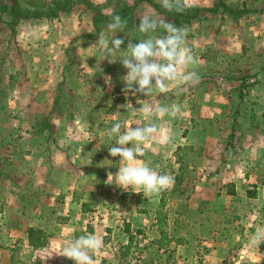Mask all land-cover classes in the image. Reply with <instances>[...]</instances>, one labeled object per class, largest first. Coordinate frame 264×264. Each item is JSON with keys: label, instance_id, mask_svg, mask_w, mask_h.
Wrapping results in <instances>:
<instances>
[{"label": "crops", "instance_id": "1", "mask_svg": "<svg viewBox=\"0 0 264 264\" xmlns=\"http://www.w3.org/2000/svg\"><path fill=\"white\" fill-rule=\"evenodd\" d=\"M224 5L229 6L228 3ZM241 5V9L229 7L232 11H238L236 16L230 10L220 7L217 9L223 13L226 25L232 22L237 26L242 22L245 25L244 33L238 34L236 38L240 41V46L241 41L244 40L246 45V40H249L252 45L249 46L248 54L264 56V0H250ZM215 6L212 3L208 7L216 8ZM217 14L213 12L210 16ZM3 20L10 21V17L4 15ZM0 29H7L9 32H5L8 36L6 42L4 39L0 40V51H3L6 44L10 43L12 33L3 23H0ZM188 34L191 37L187 39L196 38L199 42H204L203 47L198 49L199 52L210 48L212 42H218L215 55L212 58L204 56L202 59L208 64L217 63L223 60V55L229 50L238 49L228 45L229 41L226 40H230V36H216L215 32L197 35L190 29ZM215 37H219L218 41ZM243 54L244 51H241V55ZM15 59L16 62L5 56L0 57V71L14 72V75L9 74L8 79L23 76L24 80L20 83L25 84L24 90H17L13 94V88L17 84L0 79V89H4L0 90V163L3 162L9 170L15 169L9 176H5L4 182L10 186L5 192L4 200H28L29 194L33 193L38 201V213L31 214L37 217L21 233L23 247L34 254V262L37 264H73V261L61 256L63 241L93 233L103 240L104 245L95 257L98 264H139L143 256L136 257L133 251H140L139 248L142 247L149 248L159 238L156 212L161 198H165V191L145 196L142 189H136L135 192L129 189L125 191L128 192L126 194L122 192L121 197H137V201L144 200L141 201L142 206L130 208L124 203L115 208L96 207L99 192L107 197L111 191L109 188L108 192L107 188L115 182V178L108 183V174L111 172L115 175L119 167L123 166L120 158L111 157L105 145L106 155L101 150L96 152L95 146L88 141V127L77 128L75 120L68 121L67 125L71 128L63 131L57 127L58 121L62 119L55 116L52 120L47 119L50 126L41 128L45 118L53 110L56 98L47 91L36 93L30 90L40 80L26 79L24 73L34 68L35 63L29 59L23 63L19 62V57ZM203 66L206 67L204 64L200 65ZM208 68L201 72L211 74V71H207ZM231 68L226 72L232 74ZM241 72L239 80L219 78L216 82H205L201 87L203 91L200 94L199 109L202 108L206 117L210 116L208 114L214 118L223 115L238 122L230 131L231 135L227 133L228 139L218 136L217 131H207L208 128L203 127L189 132L182 130L179 134L173 133L172 128H164L158 134L164 137L160 144L156 138L143 145L146 153L158 150L166 152L167 149L176 151L178 147H187L183 144L198 145L203 150L198 163L201 177L196 186L197 209L192 213L197 223H192L191 227L197 234L194 238L203 239L198 242V246L202 244L200 252L203 256L198 255V258L187 261V264H264V243L258 246L249 244V238L256 227L264 226V64L259 67L258 63L252 70L244 68ZM259 72L261 73L258 74ZM248 75L254 77L247 78ZM139 116L138 120L141 119ZM142 118L147 116L143 115ZM79 120L85 123L88 117ZM76 132L82 134V139L76 138ZM176 136L181 143L174 142ZM149 157L146 154L141 159L149 165ZM175 164L179 167L176 161ZM29 176L40 182L34 188L35 192L28 189L32 188L29 184L18 195L10 190L11 185L17 183L19 178ZM155 195L156 199H153ZM60 202L64 203V207L52 206ZM47 207L48 213L42 211ZM9 210L3 213L0 210V215L10 219L16 211L11 207ZM28 210L25 213L21 210L25 218L30 216L27 214ZM168 211H164L167 215L163 229L167 232L168 241L164 243V247L159 248L165 253L177 244L172 240L171 232L180 226ZM219 216L228 224L227 227L218 223ZM229 216L236 221L234 225L233 221L227 219ZM29 228L43 233L44 246L33 249L28 245ZM11 234L9 233V238L12 237ZM187 240L189 239L183 241L182 245ZM9 241L13 242L12 239ZM153 261L149 259L147 263L152 264Z\"/></svg>", "mask_w": 264, "mask_h": 264}, {"label": "rangeland", "instance_id": "2", "mask_svg": "<svg viewBox=\"0 0 264 264\" xmlns=\"http://www.w3.org/2000/svg\"><path fill=\"white\" fill-rule=\"evenodd\" d=\"M51 1L20 0L19 5L22 9L34 10V5L37 3L41 5L42 9H49L51 7L49 5ZM249 1L181 0V4L188 9L200 8L202 6L199 16L196 19L197 21L187 29L193 30V33L197 35L215 32L216 36H230V40H226L229 41L228 45L230 47L236 46L238 49L237 51L233 49L229 50V52L223 55V60L221 59L214 64L211 62L208 64L202 59L204 56L212 58L215 55V47L218 46L216 45L218 42H212L209 46L210 48H207L204 52L201 50L199 52L198 49L201 46L203 47L204 42H199L196 38H190L191 40L187 39V45L192 47L191 50L198 59V63L191 65L188 70L197 71L200 76V82L194 86H187L182 83H175L171 86L169 96L180 108V111L175 117L165 114L153 118L152 116H147V118L143 119L142 116L145 114L133 111L130 104L128 110L120 107L121 105L131 103L134 109H139L140 105L137 104V99H146V97L131 95L126 97L123 93L122 89L124 84L121 81V77L127 73V70L118 62L121 58L120 53L110 55L105 50L90 48L102 31L108 37L109 41H111L114 35L123 39L125 41L122 46L124 50L127 48L129 39L133 40V43H138L139 40L145 39L146 36L137 30L141 15L147 12L158 19L167 21L166 17L158 13L150 3L159 5L160 0H150V2L146 0H70L69 11L60 12L56 18L22 21L16 27L14 33L11 32L10 43L8 42L6 48L0 51V57L5 56V58L13 60L14 62H16L15 58L19 57L22 60H19V62L23 63V61L26 59L28 61L29 59L35 63V67L31 68V70H26L27 73H24V76L26 79L32 81L36 79L40 81L36 86L29 89L36 91V93L47 91L56 98V102L52 108L53 110L50 111V115L45 118L43 124L47 123V126H50V122L48 121L57 116L55 118L62 119L59 120L61 122L58 121L57 127L65 131L68 127L71 128L67 125L69 124L68 121H77V128L82 127L83 129L88 127V141H91L95 146L96 152L101 150L100 152L104 154L105 146L107 148L106 151H109V146L115 145L116 138L107 136L106 129L112 127L118 121L126 122L129 127L146 123H156L160 129L172 128L173 133L176 132L178 134L182 130L189 132L190 130L203 127L208 128L207 131H217L218 136L228 139L227 133L230 136V131L233 130V127L238 122L231 120L228 116L226 118L223 115L222 117L214 118L211 114H208L210 116L206 117L205 115L207 114L202 113V108L199 109L201 107L199 99L203 91L201 89L202 84L205 82H216V79L219 78L239 80L242 76L241 71L244 68L252 70L258 63L259 67H261V64H264L263 55L256 57L248 54L249 46L252 45L249 40H246V45L244 40L241 41L242 46H240V41L236 39L238 34L244 33L246 27L243 22L239 26L233 22L230 25H226L223 13L217 9L219 7L224 9V3H228V7L230 8L241 9V4L248 3ZM0 3L10 6L12 1L0 0ZM120 3H126L133 8L131 16L134 19V27L129 30L124 29L123 31L112 33L108 30L105 21L102 20L97 26L99 33L96 32V27L93 25L94 18L116 12ZM212 3L216 4V8L208 7ZM213 12H217L218 14L216 16H210ZM214 19L217 21L214 22ZM216 27H218L217 30H215ZM5 32L9 34L7 29L6 31L0 29V40L4 39L6 42L8 36ZM215 38L218 41L219 37ZM241 51H244L243 55H241ZM54 63H57V65ZM201 64L206 65V67H200ZM207 67H209L207 71H211V74L201 72L204 68L207 69ZM230 68L232 74L226 72ZM10 73L14 75V72L0 71V79L17 84V87L14 86L16 88H13V94L17 90H24L25 84L20 83V81L22 82L24 80L23 76L21 78L19 76L16 79H8ZM220 73H223V75ZM252 77L254 76H247V78ZM244 78L242 77V79ZM29 89L27 90L29 91ZM0 90L3 91L4 89ZM138 116L141 119L138 120ZM87 117L88 121L85 123L79 120V118ZM48 118L49 120L47 121ZM80 136L82 134L76 132V138L78 140L81 138ZM177 137L174 142L181 143ZM157 138L160 144L162 142L161 139L164 137L157 136ZM183 146L189 147L179 153L180 156L183 155L182 159L187 166V170L182 176L177 190H172L173 184L167 190H164L166 200L163 208V211L169 210L171 216L177 219L176 223L180 225L179 227L174 226L175 228L171 232L172 240L180 237L182 242L181 244H174L172 250L167 253L163 249H157V245L154 243L149 248L141 246L142 248H139L140 251H133L134 256H143L139 264H148L147 260L149 259L154 260L152 264H187V261L191 262L193 259L198 258V255H202L200 252L202 244L200 243V246H198V242L203 239L194 238L197 234L191 227L192 223H197L192 213L197 209L195 206L197 204L195 202L196 186L198 184L197 182H199V177H201L198 163L200 162V157H202L203 150H200L199 147L201 146L198 145L191 146L183 144ZM146 154L150 156L149 166L155 168L160 173L169 174L174 177L178 172L179 167L175 164L177 157L175 156L174 149H167L166 152L161 150L151 151ZM13 171H15L14 168L13 170H9L3 162L0 163V210L3 213L11 207L13 211H16V214L9 217L10 219H6L3 215H0V264H37L34 262L36 261V257L23 247L20 237L24 227L28 223H33L34 218L37 217L31 214L33 212L38 213V201H36L33 193L32 195L29 194L28 200H4L5 192L10 186L4 182L5 176H9ZM38 183L40 182H37L32 176L28 178L23 177L19 178L17 183L12 184L10 190L18 195L29 184L32 188L28 187V189L35 192L36 187L39 186ZM113 184L107 188L108 192L109 188L111 189L107 197L103 192H99L100 195H97L98 200L95 202L96 207L108 206L115 208L120 207V204L124 203L126 207L130 208L142 206L141 201L144 200L137 201V197H121L122 192L124 193L125 190L115 185V182ZM90 186L94 187L93 184H90ZM153 199H156V195ZM52 206L60 208L64 207V203H55ZM27 209H29L27 214H30V216L25 218L23 216L24 214H21V210L25 213ZM42 211L48 213L49 207L43 208ZM227 219L233 221L232 225L236 222L232 220V216H229ZM218 223L226 227L228 226L220 216ZM9 233H12L11 238L8 236ZM10 239L13 242H10ZM186 239H189L186 243L189 246H185L186 244L182 245Z\"/></svg>", "mask_w": 264, "mask_h": 264}, {"label": "clouds", "instance_id": "3", "mask_svg": "<svg viewBox=\"0 0 264 264\" xmlns=\"http://www.w3.org/2000/svg\"><path fill=\"white\" fill-rule=\"evenodd\" d=\"M160 4L169 12L182 13L185 10L181 0H160ZM127 24L125 18L113 15L107 28L116 33L123 31ZM137 30L146 38L138 43L129 39L126 50L122 47L125 43L123 39L114 35L109 41L103 31L90 48L105 50L110 55L120 53L118 62L127 70L121 77L123 93L126 97H146L137 99L139 109H134L131 103L120 107L128 110L130 104L133 111L146 116L167 114L175 117L180 108L169 96L171 86L175 83L194 86L200 82L198 72L188 70L191 65L198 63L187 45L188 29L145 12L139 18ZM160 131L156 123L129 127L126 122L119 121L106 129L107 136L116 138L115 145L109 146V155L119 157L123 164L115 175L109 172L107 182L115 178V185L125 191L142 189L145 196L167 190L174 183V177L160 173L141 159L146 155L143 145L155 140ZM262 243L264 226H257L249 238V244L258 246ZM103 246V240L97 235L86 233L75 239L64 240L61 256L73 261V264H98L95 257Z\"/></svg>", "mask_w": 264, "mask_h": 264}, {"label": "trees", "instance_id": "4", "mask_svg": "<svg viewBox=\"0 0 264 264\" xmlns=\"http://www.w3.org/2000/svg\"><path fill=\"white\" fill-rule=\"evenodd\" d=\"M12 3L10 6L5 5L4 3H0V23H3L7 25L12 33L15 31V27L19 24L22 20H29V19H41V18H47V19H53L58 16L60 12H67L70 9V0H52L50 2V8L49 9H42L40 4L34 5V10L30 9H22L19 5L20 0H11ZM150 2V0H146ZM154 9L158 12L163 14L167 22H171L176 24L178 27H185L188 28L194 20H196L199 16V13L201 11V8H195V9H188L186 7L185 10L182 13H176V12H169L165 10L161 4H153L150 2ZM119 8L116 12H112L109 15H100L98 17H95L93 20V25L96 27V32L99 33V28H97L98 23L102 20L105 21V23L108 25V23L111 21L113 15H120L121 17L125 18L128 21L127 27L125 30L132 29L134 27V19L131 16V13L133 12V8H131L126 3H120ZM225 10H230V13L236 16L238 11L231 10L229 7L224 6ZM7 14V16L10 17V21H4L3 16ZM191 37L190 34H188V38ZM47 123L41 125V128H46ZM189 147H178L175 151L176 162L179 164L178 172L174 176V183L172 190L175 191L178 189V184L181 181L182 176L185 174L187 170V166L183 161V155L180 156L179 153L184 151V149H188ZM164 200L165 198L162 197L160 200L159 205L157 206V212H156V224L158 225V228H160L159 238L154 241V244L157 245L158 248L164 247V243L167 241V232L163 230V228L166 226V213L163 211L164 208ZM27 241L28 245L32 247L33 249L40 248L44 246L45 239L44 235L41 231L35 230L32 228H29L27 230ZM177 244H181V238L178 237L174 240Z\"/></svg>", "mask_w": 264, "mask_h": 264}]
</instances>
